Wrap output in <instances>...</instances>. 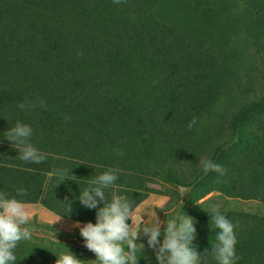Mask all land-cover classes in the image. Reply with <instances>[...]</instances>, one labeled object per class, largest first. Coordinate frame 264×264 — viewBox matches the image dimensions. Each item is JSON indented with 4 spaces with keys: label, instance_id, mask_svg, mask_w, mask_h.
I'll return each instance as SVG.
<instances>
[{
    "label": "trees",
    "instance_id": "trees-1",
    "mask_svg": "<svg viewBox=\"0 0 264 264\" xmlns=\"http://www.w3.org/2000/svg\"><path fill=\"white\" fill-rule=\"evenodd\" d=\"M17 120L32 126L45 161L21 160L3 136ZM204 158L223 174L205 173ZM110 167L121 171L109 196L126 194L133 211L167 197L158 213L192 217L202 255L220 205L237 225V264H264V0H0V189L23 186L26 204L95 223L96 209L76 197ZM69 243L22 240L15 264H55L68 251L98 264Z\"/></svg>",
    "mask_w": 264,
    "mask_h": 264
},
{
    "label": "clouds",
    "instance_id": "clouds-1",
    "mask_svg": "<svg viewBox=\"0 0 264 264\" xmlns=\"http://www.w3.org/2000/svg\"><path fill=\"white\" fill-rule=\"evenodd\" d=\"M40 105L47 107L42 100ZM18 107L23 110L35 107V104L21 102ZM33 134L32 126L21 120L3 132L12 147L19 149L21 160L40 163L47 159V154L31 142ZM200 167L205 173L212 171L223 174L225 171L220 163L210 158L201 159ZM120 171L110 167L100 172L76 197L85 208L96 209L95 223L88 221L81 226L78 221L74 222L84 238V245L95 254L98 264H136V240L139 234L146 237L147 245L154 250L158 264H209V256L215 264H237L240 260L235 247L237 225L226 217L218 204L212 205L208 212L210 229L218 231L215 240L211 242V251L205 249L203 255L194 245L198 233L196 221L189 215L177 214L174 219L165 222L153 212L150 219L134 229L131 220L135 201L126 194L112 193L109 196L107 192L116 185ZM68 173L66 169L55 170V174L61 178ZM25 195L27 189L23 186L16 188L15 196L0 189V264H15L19 242L31 237L32 212L26 202L18 198ZM101 202L103 206H99ZM66 204L69 206V203ZM56 257L55 264H81V260L71 251L61 252Z\"/></svg>",
    "mask_w": 264,
    "mask_h": 264
},
{
    "label": "rangeland",
    "instance_id": "rangeland-1",
    "mask_svg": "<svg viewBox=\"0 0 264 264\" xmlns=\"http://www.w3.org/2000/svg\"><path fill=\"white\" fill-rule=\"evenodd\" d=\"M185 192V190H183ZM215 198L218 200V194L215 193ZM220 200V199H219ZM168 201L167 197L159 196V195H151L149 196L143 203H141L134 211L132 216V226L133 228H138L143 222H146V220L151 218V214L155 212L157 216L161 219H165L164 214H159L158 209L164 206V204ZM224 203V201H220ZM230 205L234 209H243L245 211H251L253 208H257V202L253 201H236L232 200L230 201ZM26 206L29 208V210L32 212L31 217V223H34V216L37 218L40 224H50L55 230H46L42 227L38 228H31V237H43L45 239H50L55 242L60 241H67L70 242L69 244L77 247H82L84 249H87L84 245L83 239L80 240L77 237L74 239H69L66 235L65 236H59L56 232L65 233V234H75L79 232V228L76 225V222L72 220H67L65 218H62L53 212L47 210L41 205H29L26 204ZM259 206H263L260 205ZM264 207H261L263 209ZM148 213V214H147ZM82 226L83 223H80ZM137 250L141 253L144 264H158L155 258V253L152 248H150L147 245L146 237H144L142 234H139L136 240ZM142 244V245H139ZM141 247V248H140Z\"/></svg>",
    "mask_w": 264,
    "mask_h": 264
},
{
    "label": "crops",
    "instance_id": "crops-1",
    "mask_svg": "<svg viewBox=\"0 0 264 264\" xmlns=\"http://www.w3.org/2000/svg\"><path fill=\"white\" fill-rule=\"evenodd\" d=\"M29 205H31V204H29Z\"/></svg>",
    "mask_w": 264,
    "mask_h": 264
}]
</instances>
